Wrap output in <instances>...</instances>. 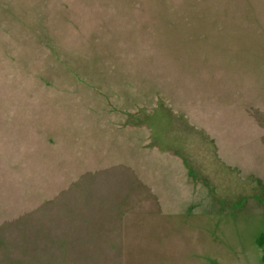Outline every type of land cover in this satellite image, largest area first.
<instances>
[{"label":"rangeland","instance_id":"1","mask_svg":"<svg viewBox=\"0 0 264 264\" xmlns=\"http://www.w3.org/2000/svg\"><path fill=\"white\" fill-rule=\"evenodd\" d=\"M0 137L19 264H263L264 0H0Z\"/></svg>","mask_w":264,"mask_h":264},{"label":"crops","instance_id":"2","mask_svg":"<svg viewBox=\"0 0 264 264\" xmlns=\"http://www.w3.org/2000/svg\"><path fill=\"white\" fill-rule=\"evenodd\" d=\"M0 139H1V137H0ZM2 143H3V141L0 140V148H2ZM0 153L2 154V151H0ZM0 225H1L0 226V243H3L4 245L6 244V246H9V251L11 254L8 261L12 264H19V238H17L16 241L12 242V240L7 236V231H6V225L7 224L5 223V225H3V224H0ZM3 228H5V236L4 237L2 234ZM8 241H9V243H8ZM7 243H8V245H7Z\"/></svg>","mask_w":264,"mask_h":264},{"label":"trees","instance_id":"3","mask_svg":"<svg viewBox=\"0 0 264 264\" xmlns=\"http://www.w3.org/2000/svg\"><path fill=\"white\" fill-rule=\"evenodd\" d=\"M255 243L260 249V259L264 264V229L255 238Z\"/></svg>","mask_w":264,"mask_h":264}]
</instances>
